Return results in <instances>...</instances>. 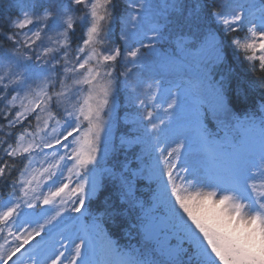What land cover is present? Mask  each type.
<instances>
[{"label": "snow or ice", "instance_id": "obj_1", "mask_svg": "<svg viewBox=\"0 0 264 264\" xmlns=\"http://www.w3.org/2000/svg\"><path fill=\"white\" fill-rule=\"evenodd\" d=\"M0 197V264H264V0H0Z\"/></svg>", "mask_w": 264, "mask_h": 264}, {"label": "trees", "instance_id": "obj_2", "mask_svg": "<svg viewBox=\"0 0 264 264\" xmlns=\"http://www.w3.org/2000/svg\"><path fill=\"white\" fill-rule=\"evenodd\" d=\"M77 35H79V31L77 33ZM73 47H75V44H73ZM229 57H230V62L232 63L233 67L242 75L246 76L249 79H253L254 77L252 76L251 73L247 72V64L245 62H243V53H234V52H229ZM233 57H239V59L233 60ZM260 99L259 94H256L253 98H251L248 102L244 103V104H240L238 103V106L241 108V111H243L244 108L246 107H250L252 104L258 102ZM122 103V100H121ZM125 108L121 107L118 110V113L116 116H114L113 118V123L111 125V128L109 129V135L107 138L108 141V145H109V149H111V146L113 143H115L117 146L119 145V140L121 135L127 131L130 127H134L132 124H127V120L125 118L126 116V112H125ZM112 156L111 154H106L104 157L101 158V166H109L108 165V160L111 159ZM0 199H3V197H0ZM123 235V233H121ZM120 238V234L117 236ZM123 237L127 240V241H135V240H131L130 238L126 237L123 235ZM2 241V240H0Z\"/></svg>", "mask_w": 264, "mask_h": 264}, {"label": "rangeland", "instance_id": "obj_3", "mask_svg": "<svg viewBox=\"0 0 264 264\" xmlns=\"http://www.w3.org/2000/svg\"><path fill=\"white\" fill-rule=\"evenodd\" d=\"M127 102V101H126ZM72 215H76V214H72Z\"/></svg>", "mask_w": 264, "mask_h": 264}]
</instances>
